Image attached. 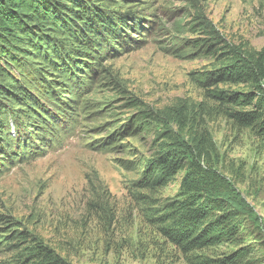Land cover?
I'll return each instance as SVG.
<instances>
[{
  "label": "rangeland",
  "instance_id": "obj_1",
  "mask_svg": "<svg viewBox=\"0 0 264 264\" xmlns=\"http://www.w3.org/2000/svg\"><path fill=\"white\" fill-rule=\"evenodd\" d=\"M115 1L141 18L144 36L127 30L140 45H128L130 50L121 56L102 62L106 71L99 70L82 96L88 109L83 108L72 134L59 147L38 149L30 160L5 168L0 175V216L19 222L73 264H193L188 257L222 258L236 247L223 243L186 256L159 232L154 215L177 199L183 173L165 187L139 189L136 183L153 153L155 128L131 127L141 111L178 101L208 107L201 121L218 153L215 166L264 227V152L258 139L215 113L190 77L209 70L215 54L203 50L180 58L173 51L184 39L198 37L202 42L206 37L209 43L202 34L208 21L220 41L261 49L264 0ZM107 140L116 142L106 145ZM248 240L256 248L249 258L264 264V232L254 230ZM8 259L0 247V264Z\"/></svg>",
  "mask_w": 264,
  "mask_h": 264
},
{
  "label": "trees",
  "instance_id": "obj_2",
  "mask_svg": "<svg viewBox=\"0 0 264 264\" xmlns=\"http://www.w3.org/2000/svg\"><path fill=\"white\" fill-rule=\"evenodd\" d=\"M118 3L0 0V175L7 167L30 160L38 149L59 147L84 113L87 103L82 96L90 90L86 87L100 69L106 71L102 62L121 56L131 44L140 45L127 30L144 36L141 18ZM202 34L209 43L206 37L202 42L198 37L184 39L174 45V53L180 58L203 50L215 54L213 66L191 73V80L215 113L254 133L264 152V47L255 50L245 43L220 41L209 21ZM208 109L178 101L140 112L131 131L141 124L155 131L153 153L136 184L156 190L182 172L177 199L154 215L159 232L186 256L223 243L236 247L218 259L188 257L191 263L257 264L249 258L256 248L248 239L254 230L264 232L262 220L215 166L218 153L201 121ZM110 142L116 141L104 144ZM0 224L3 230L7 226L0 247L9 255L2 264H73L19 222L0 216Z\"/></svg>",
  "mask_w": 264,
  "mask_h": 264
}]
</instances>
